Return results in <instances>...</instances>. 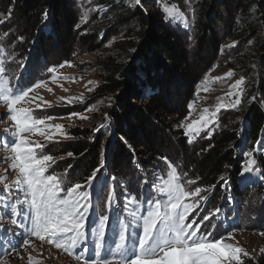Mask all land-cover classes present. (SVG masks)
Segmentation results:
<instances>
[{
  "label": "rangeland",
  "instance_id": "1",
  "mask_svg": "<svg viewBox=\"0 0 264 264\" xmlns=\"http://www.w3.org/2000/svg\"><path fill=\"white\" fill-rule=\"evenodd\" d=\"M204 0H148L147 4L142 6L145 9L159 10L163 19L168 23L180 26L185 32L188 46L191 50H197V36L199 34L198 21L200 16V7ZM14 0L7 7L0 3V47L4 49L3 59L7 69L5 76L9 79L11 86H19L20 89H26L35 85L38 81H43L44 86L36 88L29 94V98H35L33 102L22 103V107H31L34 109V115L37 118L50 116L52 120L46 121L47 124L62 125V131L67 133V137L55 134L51 142L45 141L42 136L28 135L30 140L39 141L46 145L44 154H50L56 159V163L52 165L47 174H55L64 178H69L65 184L66 187L75 183H84L90 174L80 171L67 164L72 160L66 153L68 143L73 140L71 131L75 127H90L96 129L101 124L99 130H104L109 126V119L105 120V114H108V108L112 103L109 96L96 97L92 95L94 88L102 80L101 73L104 66L111 61L119 63L126 62L130 54L136 50L137 38L134 31L119 27L116 32H108L109 16L105 17L108 6L102 0H71L72 8L76 11L80 24L76 26L78 34L89 35L94 38L93 42L76 45L70 53L63 51L58 44L51 48L46 47V55H37L31 48L32 42L28 43L24 38L18 39L16 32L12 30L14 26L15 9ZM174 10L175 18H170L165 9ZM186 21V24L185 22ZM219 47L217 55L212 59L208 69L202 75L193 97L186 104L187 114L183 120L177 125L185 134L186 125L193 120H199L201 115L205 117L212 116L216 112L217 107L221 104L230 105L234 103L235 96H229L230 86L236 80L244 77V84L240 87L243 89L241 103L236 108H221L207 128L195 135L192 143L200 144V142L217 132L223 125L228 115L238 118L240 122L239 130L243 131L245 125L244 114L248 104L259 99L260 104L264 107V95L259 94L260 77L264 75V66L261 62H253L251 50V40L246 38L238 39L232 36L223 23L219 26ZM24 37V36H23ZM96 43L93 47L91 44ZM234 45V46H233ZM251 51V52H250ZM43 56V57H42ZM64 61H70L72 67H57L55 73H50L47 69L51 66L62 64ZM232 71L234 75L226 77L225 74ZM56 79L53 80L52 77ZM67 77L68 79H64ZM219 78V79H218ZM91 82V83H89ZM51 89V91H49ZM235 91V90H232ZM68 97H80L72 103H68ZM255 97V99H252ZM42 98V100H41ZM42 101L50 102L51 106L35 108L36 103ZM192 103L191 113L188 105ZM95 109V111H86V109ZM208 109V112H204ZM69 113H80L87 119H79L76 116L69 118ZM187 117V119H186ZM7 128H14L7 114V105L0 103V189L4 184L12 186L11 191H0V264H29V256L32 260L38 261L39 264H84L87 259H95V236L92 229L100 216L109 215L110 219L106 225V238L103 247L100 250L101 258L109 257L111 254L108 249H114V240L118 239L116 233L119 231L117 218L130 220L128 210L125 204L128 199L135 197V204H129L128 208H136L138 212H144L147 208L146 201L157 195L156 189L153 188L152 182L157 175L166 178L168 166L163 159L149 160L145 166L139 162L124 163L120 173L116 176L110 175L108 165L109 147L104 144L101 148V157L99 165L106 156L107 159V182L100 190L99 181H97L90 189V210L86 218V238L81 245L75 249L74 255H68L62 251L41 242L35 237H31L32 246H25L12 251L10 255L5 254L8 250V240H12L17 244H22L23 233L22 227H17L9 218L11 206L14 201L23 200V194L17 191L15 184L16 171L9 168L12 163L11 159H5L11 156L10 148H6L5 142H13L14 137L11 132L6 131ZM55 130H53L54 132ZM96 131V130H95ZM187 141L189 137L185 135ZM264 137L260 138V141ZM264 143L258 145L256 143V152L262 151ZM258 149V150H257ZM106 150V151H105ZM247 152L246 147L236 148L238 163L242 166L246 162L244 153ZM177 158L173 153L168 159L177 168L181 182L186 184L188 179L197 180L187 166V160ZM185 158V157H184ZM254 158V156H253ZM98 165V166H99ZM256 167V165H255ZM75 169V170H74ZM185 173L187 175L185 176ZM113 177L115 178L113 182ZM105 177L102 175L101 179ZM260 175L256 170L253 179L249 183L238 179V183L255 186L259 181ZM147 181V183H145ZM201 180H197L195 184L187 185L190 190L195 187L208 188L209 191L203 193L207 196V201H201L199 208L189 217L188 222L193 219L199 221L203 215L219 208L218 215L211 221L206 223L201 231H212V225L216 224L215 238L233 233L235 240L227 241L229 243H238V245L248 253L247 256L241 254L242 258H252L258 261H264V190L251 189L244 191L243 195L235 198L229 191H225L222 187L219 198L213 196L211 187L202 185ZM88 190V189H85ZM114 191L112 199V208L107 207L108 196ZM62 195L64 193H61ZM18 215L16 219L22 224L30 225L28 219L29 209L27 204L16 205ZM199 213V215H197ZM135 227V224H133ZM136 231H140L136 228ZM132 229H128V235L131 236ZM129 247L131 243L129 241ZM19 252V257L16 252ZM80 259H77V257Z\"/></svg>",
  "mask_w": 264,
  "mask_h": 264
},
{
  "label": "trees",
  "instance_id": "2",
  "mask_svg": "<svg viewBox=\"0 0 264 264\" xmlns=\"http://www.w3.org/2000/svg\"><path fill=\"white\" fill-rule=\"evenodd\" d=\"M11 2L0 0L5 7ZM102 2L108 6L105 17H110L104 35L123 27L133 30L138 42L126 62L111 61L104 66L102 80L92 95L111 98L107 111L109 126L99 131L90 127L72 129L73 140L68 143L66 153L74 155L67 158L72 160L67 165L90 174L98 167L101 148L107 144L113 176L120 173L124 163L139 162L145 166L149 160L169 159L174 153L177 158L187 160L189 170L202 185H217L212 192L216 198L222 190L221 176L229 179V192L235 198L248 189L263 191L264 146L260 152L255 150L256 143L264 137V107L259 99L245 109L242 132L238 118L228 115L217 132L200 144H193L177 125L185 118L188 100L217 55L221 23L232 36L251 40L249 55H253V62L264 66V0H204L198 21L199 46L194 51L180 26L168 23L157 9H143L148 0ZM14 3L12 30L17 36H24L26 42H32L31 49L37 55L46 53L47 45L53 48L59 44L64 52L70 53L76 45L94 40L91 34H78L76 26L80 21L71 0H14ZM260 78L259 94L263 96L264 75ZM240 147L254 152L260 175L255 186L238 183L241 167L236 148ZM241 264H264V261L244 257Z\"/></svg>",
  "mask_w": 264,
  "mask_h": 264
},
{
  "label": "snow or ice",
  "instance_id": "3",
  "mask_svg": "<svg viewBox=\"0 0 264 264\" xmlns=\"http://www.w3.org/2000/svg\"><path fill=\"white\" fill-rule=\"evenodd\" d=\"M139 2V0H137ZM170 18H175L174 10L165 9ZM47 14H45L46 16ZM186 24V21H184ZM23 39V37H18ZM234 46V45H233ZM4 49L0 47V103L7 105V114L14 125V128H7L6 131L12 133L14 141L5 142V147L10 148L11 156L5 159H11L12 163L9 168L15 170L17 175L15 184L17 191L22 192L23 200L14 201L11 206L9 218L17 227L25 229L22 244H17L8 240V250L5 254L10 255L12 251L25 246H32L31 237L46 242L48 245L66 253L74 255L77 249L86 238V218L90 210V189L99 181L100 190H103L107 182V159H102L100 165L93 169L84 183H75L66 187L65 184L69 179L67 175L64 178L55 174H47L49 168L56 163V159L50 154H44L46 145L39 141L30 140L28 135H39L45 141L51 142L55 134L64 135L63 126L56 124H47L46 121L52 120L53 117L45 116L37 118L31 107L18 106L22 103L33 102L35 98H29V94L34 89L44 86L43 81H38L35 85L26 89H20L11 86L9 79L6 78L7 71L3 59ZM72 67L70 61H64L60 65L51 66L47 69L50 73H55L57 67ZM234 73L230 70L225 74L231 77ZM56 79L55 76L52 77ZM64 79H68L64 77ZM219 79V78H218ZM91 83V82H89ZM244 84V77L236 80L230 86L229 96H235L234 103L230 105H219L212 116L205 117L201 115L199 120H193L186 125L185 135L189 137L188 142L192 143L195 135H199L205 130L213 117L217 115L221 108H236L241 103L243 89L240 87ZM235 90V91H232ZM51 91V89H49ZM80 97H68V103ZM252 99H255L253 97ZM42 100V98H41ZM44 106H51L50 102L42 101L36 103L35 108L39 109ZM192 103L188 108L191 113ZM86 111H95V109H86ZM204 109V112H208ZM76 116L79 119H87L80 113H69V118ZM109 119L105 114V120ZM187 119V117H186ZM101 124L95 130L99 131ZM53 130H55L53 132ZM258 145L264 143V140L258 141ZM258 150V149H257ZM106 151V150H105ZM73 156L72 152L67 153ZM246 162L239 173L240 180L245 183L252 181L256 172V161L253 158L254 152L244 153ZM168 166L166 178L157 175L152 186L157 191V195L147 200V208L144 212H138L136 208H128L129 204H135V197L128 199L125 208L128 210L130 220L117 218L119 231L116 233L118 239L114 240V249L109 248L111 254L109 257L101 258L100 250L103 247L106 238V225L110 219L109 215L100 216L98 222L93 226L92 232L95 236V259L90 260V264H241V254L247 256L248 253L241 248L238 243H229L227 241L235 240L232 232L224 236L215 238L214 232L218 225H212V231L202 232L201 229L206 223H211L219 213V208L203 215L199 221L193 219L188 222L189 217L200 206L201 201H207L208 197L203 195L209 191L208 188L195 187L190 190L187 185H192L197 180L188 179L182 183L177 168L167 157L162 158ZM71 167V166H69ZM105 178L102 180L101 176ZM187 173H185V176ZM198 179V178H197ZM220 184L225 191H230L229 179L221 176ZM3 180V177H0ZM115 178L113 177V182ZM147 183V181H145ZM219 183V182H218ZM217 185H212L214 190ZM88 189V190H85ZM12 186L4 184L0 191H11ZM61 193H64L63 195ZM114 191L109 193L107 207L112 208V199ZM27 204L29 209L28 219L30 225L22 224L16 219L18 215L16 205ZM199 215V213H197ZM135 224V227H133ZM132 229L131 236L128 235V229ZM139 228L140 231H136ZM129 241L131 247H129ZM19 257L20 253L16 252ZM77 259H80L78 256ZM29 264H39L33 261L29 256ZM84 264H89L85 260Z\"/></svg>",
  "mask_w": 264,
  "mask_h": 264
}]
</instances>
